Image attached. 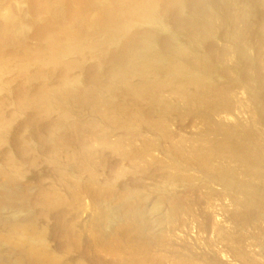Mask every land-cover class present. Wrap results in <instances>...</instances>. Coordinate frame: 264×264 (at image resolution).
I'll list each match as a JSON object with an SVG mask.
<instances>
[{
    "label": "bare ground",
    "instance_id": "obj_1",
    "mask_svg": "<svg viewBox=\"0 0 264 264\" xmlns=\"http://www.w3.org/2000/svg\"><path fill=\"white\" fill-rule=\"evenodd\" d=\"M38 1L46 19L43 31L30 25L32 16L20 10V0H0V19L5 18L0 29L6 32L0 42L22 45L33 32L26 29L36 27L39 32L34 29L30 38L48 42L52 53L44 57L46 48L32 52L29 45L30 52L20 57L8 44L3 50L5 44L3 52L15 57L9 63L0 56V80L8 66L26 77L36 63L30 83L40 84L48 73L54 80L47 87L35 82L34 91L24 89L23 104L11 94L23 105L15 107L17 114H31H25L24 125L17 123L12 140L7 131L19 117L11 114L14 107L8 114L15 118L4 117L12 102L4 104L0 95V264H84L92 257L73 260L68 253L84 246L78 238L83 231L90 241L87 255L102 256L103 264H181L180 253L168 249L177 240L175 247L204 244L199 242L207 230L200 218L204 199L224 217L213 223L214 239L242 264H264V0H77V13L68 10L67 0ZM121 38L125 46L118 45ZM220 40L232 44L222 48ZM70 53L78 60L67 61ZM90 60L95 65L84 68ZM224 64L236 65L225 69ZM233 74L240 89L231 86ZM8 85L0 82V91ZM239 92L248 108L238 100ZM24 108L32 113H23ZM232 108L249 111V117L240 112L244 118L239 113L237 119L226 118ZM207 109L231 122L215 125ZM187 114L198 120L196 135L177 127ZM161 152L163 159L156 157ZM129 173L136 183L143 181L139 189L120 184ZM218 182L220 192L212 188ZM218 198L228 199L231 208L216 205ZM58 208L63 209L56 231L59 224L51 214ZM87 213L82 227L79 218ZM49 221L67 254L55 249ZM190 226L198 229L193 243L170 237L175 228L188 234ZM70 236L78 240L73 246ZM161 245L169 252H154ZM191 262L186 264H198Z\"/></svg>",
    "mask_w": 264,
    "mask_h": 264
},
{
    "label": "rangeland",
    "instance_id": "obj_2",
    "mask_svg": "<svg viewBox=\"0 0 264 264\" xmlns=\"http://www.w3.org/2000/svg\"><path fill=\"white\" fill-rule=\"evenodd\" d=\"M42 2V1H41ZM39 3V1L38 0H20V4H22V6H20V10H22V11H24V12H26L27 13V16H32V18H29V19H27V20H29L30 21V25H31V23L33 24V26H36L38 29H40L41 28V30L43 31V30H45L46 28H47V25L45 24V16H44V14H42V12H41V10H42V8H41V4L42 3ZM66 2V0H64V3ZM70 2V3H69ZM66 5H67V8H68V10H71V9H75V8H77V9H73L71 12H75V13H77V12H79V11H76V10H78V9H80L79 7H77V5L79 4L78 2H77V0H67V2L65 3ZM70 4H71V6H70ZM75 4H76V6H75ZM69 5V6H68ZM30 6H33V8H35V9H32V7H30ZM35 6V7H34ZM79 6V5H78ZM39 8H41L40 9V11L38 10ZM29 12V14H28V12ZM38 11L40 12V13H38ZM70 12V11H69ZM32 14V15H31ZM5 18L4 17H2V19H0V21L2 22V23H4V20ZM32 26V25H31ZM31 26H30V29H29V27L26 29V33L28 34L29 32H30V30H33V32L35 31L34 29H36V27H34V29H32L31 28ZM32 26V27H33ZM38 29H36V31L35 32H39L38 31ZM1 30H3L2 28L0 29V37H4V36H2V35H4V34H6V32H4V31H1ZM1 32H2V34H1ZM32 31H31V33H33ZM34 32V33H35ZM219 32H220V30H219ZM26 33H25V36H26ZM31 33H29V34H31ZM27 35V39H29V41H30V43H32V44H29V41L27 42V41H24V43H22V45L21 44H15V46H14V48H13V45L14 44H12V47H11V44H9V43H5V42H7V41H3V43H2V41L0 42V56L2 57L3 56V59L5 58L6 59V57H8V60H10L9 61V63L11 62V60L13 59V57L12 56H14L15 57V55L16 56H22V55H20L21 53H22V51L24 52V54L26 53V54H28V52H30V49L32 48V52H34L33 51V48H34V50L36 51L40 46H42V47H44V48H46L47 50H46V54H45V56L44 57H47V56H49V55H52V53H51V51H49L48 50V47H49V44H48V42H44V43H40V42H36V40H33L32 38H30L31 36L33 37V35ZM168 34H166L165 36H167ZM29 36V37H28ZM5 38V37H4ZM32 39V40H31ZM124 41H123V40ZM122 40V41H121ZM121 40H119V42H118V45L120 46H125V43H127V42H125L126 41V39H124V38H121ZM9 42V41H8ZM35 42V44L34 45H37V47L35 48V46L33 45V43ZM121 42V43H120ZM125 42V43H124ZM219 42V44H218V46L219 47H222V48H228L229 46V44L231 45L232 43H230V41L229 42H226V41H224V40H220V41H218ZM6 44V46L4 47V45ZM7 44H8V48L9 47H11L9 50L8 49H5L6 47H7ZM38 44H42V45H38ZM46 44H47V47H46ZM18 45V46H17ZM19 45H21V46H25V45H27V47L25 46V48L27 49L26 50V52H25V50H23V47H19ZM31 46V48H30V46ZM45 45V46H44ZM118 45L117 46H113L112 48H111V50L113 51V50H116V48L118 49ZM33 46V47H32ZM4 47V48H3ZM1 48H3V50L5 49V50H8V51H10V53L11 54H15V55H11V54H9L8 53V51H4L5 52V56H4V52H3V50L1 49ZM13 48V49H12ZM16 48H17V50H16ZM19 49H21L20 51H19ZM15 51H17L18 52V54H17V52L15 53ZM28 51V52H27ZM20 53V54H19ZM50 53V54H49ZM23 54V55H24ZM49 54V55H48ZM47 55V56H46ZM78 58V56L77 55H73L72 53H70L69 55H67V61H75V60H78L77 58ZM9 58H11V59H9ZM5 61V60H4ZM92 60H90V61H87V63L85 62L84 63V65L86 66V64H87V66L86 67H84V68H88L89 69V67H91L92 66V63L95 65V62L96 61H94V62H91ZM91 62V63H90ZM88 63H90L91 64V66H88V65H90V64H88ZM34 65H36V67H37V63L36 64H34ZM226 64H224V66L223 67H225V69L227 68V69H229V68H233L236 64H233V65H229L230 67L228 68V65L227 66H225ZM12 66V65H11ZM35 66H33V68L35 69L36 68ZM13 68V67H12ZM31 69L30 68V70L31 71H29V72H26V77L29 79H27L24 75H25V73L23 74L22 72H20V71H17V69H15V68H13V69H15L17 72H20V74L22 73V75H21V79H20V81H17V82H15V80H16V78H17V80L20 78L19 76H20V74H18L16 71H14L15 72V76L16 77H14V75L13 74H9V76L11 75V78L6 74V73H14L13 72V70L11 71L10 69H9V66H8V68H7V70L5 71V75L2 77V78H4V77H6L5 78V80L4 79H2V80H0V82H4V83H7V85H8V83H9V85L7 86V90H5L4 91V93L3 92H1L0 93V95L2 96L1 98V101L3 100L4 102H7L8 100H11V102L15 105H9L8 107H6L5 108V110L7 109L8 111H4L3 113H4V117L6 116V115H8L7 116V118H11L12 117V119H14L15 117H16V114L18 113V110H20L22 107H23V105H21V104H23L22 103V97H23V92H24V89H28L27 91H26V93L28 92V91H31V90H33V88L32 87H34L35 85H33V84H35V82L37 83L39 80H35L34 81V83H30V78H29V74H32L33 73V71L36 73L37 72V70H34V69ZM8 69L10 70V71H8ZM36 69H38V67L36 68ZM224 69V68H223ZM28 73V74H27ZM34 74V73H33ZM17 75H19V76H17ZM28 75V76H27ZM51 73H48L46 76H45V78H47V80L43 77V80L41 79V81H40V84H39V82L37 83L38 85H39V87L40 86H45L46 84H47V82H48V85L49 84H53L54 83V80H51ZM12 76L14 77V78H12ZM22 76H24L25 78H23ZM232 76V77H231ZM230 77V80L232 81V80H235V82L237 81H239L240 82V80H239V78L237 77V78H234V74L233 75H231ZM236 76V75H235ZM8 77L10 78L9 80H7L8 79ZM19 77V78H18ZM13 79V80H12ZM25 79V80H24ZM27 79V80H26ZM46 81H45V80ZM14 81V82H13ZM26 81H28L27 82V84L29 83V85L28 86H30V87H27V85H26ZM12 82V83H11ZM44 82V83H43ZM53 82V83H52ZM233 82V85L231 84ZM230 84H231V86H235V87H238V88H236V89H240L239 88V86H236V85H238L239 84V82H238V84H235V82L234 81H232ZM13 83H15V85L18 87H16V86H13V87H16V89H18V92H17V90L16 89H14V88H12V85H13ZM10 84H12V85H10ZM31 84H32V86H31ZM241 84V83H240ZM38 85H36L35 87H37ZM10 87V88H9ZM27 87V88H26ZM45 87H47V85L45 86ZM235 87H232L233 89L235 88ZM32 88V89H31ZM9 89V90H8ZM21 90V92L20 93H22V95L21 94H19V91ZM36 90V89H35ZM34 91V90H33ZM9 92V93H8ZM11 96V97H9V95ZM241 92H239L238 94H240ZM11 94H14L13 96L15 97V99L16 100H19V102L21 103H19L18 101H16V102H18V103H15V101L13 100L14 98L12 97V95ZM25 94V93H24ZM8 95V96H7ZM245 95V93H241L240 94V98L239 97H237L238 98V100L239 101H242L243 102V104H244V106L246 107V108H248V106L246 105L247 103H248V105H249V101L247 100V98H246V95ZM237 96H239V95H237ZM244 97V98H243ZM247 101V103H244V101ZM0 101V102H1ZM2 101V102H3ZM14 101V102H13ZM1 102V103H2ZM3 102V103H4ZM9 103H10V101H8ZM5 104V103H4ZM16 104H18V105H16ZM20 105V106H19ZM20 108V109H16V108H18V107ZM12 107H16L15 109L13 108V109H11ZM13 111H11V110ZM235 109V108H234ZM17 110V111H16ZM22 110V109H21ZM24 111H23V113L24 112H26V111H29V110H26L25 108L23 109ZM237 110H239V108L237 109ZM237 110L235 109V110H233V108H232V111L230 112V114H229V116L231 115L232 116V114H234L233 113V111L234 112H236L231 118L228 116V117H226V118H229L230 120H232V118H233V120H234V117H235V115H237V117H238V113L240 114V112H241V114H247V113H249V111L248 112H246L245 110L244 111H241V110H239V112H237ZM9 111H10V113L12 114V115H14V112H16L15 113V117L14 116H11V114L9 115L8 113H9ZM21 112V111H20ZM29 112H31V111H29ZM207 114L206 115H209L210 117L208 118L211 122H213V120H215L214 118L216 117V123H215V125L217 124V121L221 124V123H223V121H227V120H225L226 118H224L225 117V115L226 114H215L212 110H210V109H207ZM209 112V113H208ZM245 112V113H244ZM32 113V112H31ZM25 114H28V112H26ZM25 114H23L22 115V112L21 113H19V114H17L18 115V117L19 118H15L14 120H16V121H13V123L14 122H16V123H14V124H17V123H21V124H23L24 122L26 123V120H27V118L26 117H28L27 115L25 116ZM30 114V113H29ZM28 114V115H29ZM210 114H212L213 115V117H211V115ZM240 114V115H241ZM31 115V114H30ZM29 115V116H30ZM193 115V114H192ZM245 115H243V116H245ZM248 115V114H247ZM245 116V120H246V117H249V116ZM22 116H25V117H22ZM193 116H195V115H193ZM218 116H220V118L218 119ZM221 116H223V117H221ZM242 116V115H241ZM240 116V117H241ZM242 116V117H243ZM14 117V118H13ZM190 117H192L191 116V114H187V116L185 117V119L183 120V123H181L179 126H177V127H180V128H182V130L184 131L185 129L183 128V127H185V128H187V130H186V132L185 133H187L188 134V132H190V134L189 135H196V133L198 134V132L200 131L199 130V124H197L198 122V120L196 121V117H194V118H191L190 119ZM237 117H235V119H237ZM239 117V118H240ZM6 118V117H5ZM9 118V119H10ZM221 118L223 119L222 120V122H220V120H221ZM238 118V119H239ZM244 118V117H243ZM243 118H242V120H243ZM11 119V120H12ZM25 119V120H24ZM195 119V120H194ZM218 119V120H217ZM229 119H228V121H229ZM262 119V121H263V118H261ZM4 120H8V119H4ZM19 120H20V122H19ZM193 122H192V121ZM239 120H241V119H239ZM187 121V122H186ZM227 121V122H228ZM261 121V120H260ZM261 121V122H262ZM189 122L191 123V124H189ZM224 122V124H226ZM229 122H231V121H229ZM176 123H180V122H178V121H176ZM196 124V125H195ZM213 124V123H212ZM224 124H221V125H224ZM24 125V124H23ZM182 125H184L183 127H182ZM194 125L197 127V129L196 128H194ZM217 125H219V124H217ZM14 126V127H13ZM18 126V127H17ZM192 128H191V127ZM10 127H12V128H10L9 129V131H7L9 134V138H11V140H12V136L13 135H15L17 132H16V130L18 131L19 130V128H20V124H17V125H13L12 124V126H10ZM191 129H190V128ZM16 128H18V129H16ZM173 128V129H172ZM179 128V129H180ZM10 130H11V132H10ZM173 130H176V131H173ZM197 130H199L198 132H197ZM170 131H172V133L173 134H177V129H176V126L175 125H171V129H170ZM145 132V131H144ZM11 133V134H10ZM28 133V134H27ZM27 135L29 136V132L27 131ZM217 135V134H216ZM215 135V136H216ZM11 136V137H10ZM207 136H210L209 138H211V135L209 134V135H207ZM219 136H220V134H219ZM217 137V136H216ZM262 137V136H261ZM162 142V141H161ZM252 143V142H251ZM162 145L161 146H163V142L161 143ZM248 145L250 146L251 144L250 143H248ZM165 146V145H164ZM164 149V148H163ZM164 151V150H163ZM162 151V152H163ZM264 151V150H263ZM263 151H262V153H263ZM161 152V153H162ZM161 153L159 154V153H156V157L157 158H160V159H163V155H165L164 153H162V155H161ZM160 155L162 156V157H160ZM263 155H264V153H263ZM156 158V159H157ZM114 159H116V158H114ZM160 159H158V160H160ZM115 160H113V159H111V164H112V166L115 164H113V162H114ZM51 162V161H50ZM52 168V167H51ZM113 168V167H112ZM114 169H115V167H114ZM200 170V169H199ZM199 174L204 178V174H202V173H200L199 172ZM131 177H132V175L129 173L128 175H126L123 179H122V181H121V185L122 186H124V187H126V188H128V189H131V190H136V189H139L142 185V183H143V181H142V183L140 182V184L139 183H136L135 182V179H134V177L131 179ZM38 179H39V177H37ZM41 179V178H40ZM39 179V182H42V180H44L45 182L44 183H46V186L48 185V180L47 179H42V180H40ZM129 179V180H128ZM133 181V182H135V183H133L132 182V184L130 183L131 181ZM129 181V183H127ZM127 184H126V183ZM139 182V181H138ZM148 182V181H147ZM209 182V181H208ZM43 183V184H44ZM42 184V183H41ZM42 184V185H43ZM135 184V185H134ZM125 185H127V186H125ZM138 186L137 188L136 187H134V186ZM212 188H214L213 190H215L216 192H220V191H222V188H223V186L218 182V183H212ZM45 186V185H44ZM131 186H133V187H131ZM221 186H222V188H221ZM216 188V189H215ZM118 189V188H117ZM178 191H181V190H178ZM180 194H183V196H185V195H187V193L185 192V191H183V192H181ZM221 198V197H220ZM220 198H218V200H216L217 202V204L216 205H218V206H220V207H223V208H226V207H228V208H231L230 207V204H229V202H228V199H225V198H222V199H220ZM202 199V198H201ZM201 199H199L200 201H201ZM203 200V199H202ZM207 199H204V201H201L200 203H199V206H200V208H202V215L203 216H200V218L202 217L203 219H201V220H203V222H206L205 223V225H206V229H204V232H205V230H206V233H205V235L203 234L202 235V237L203 238H201V239H203V240H199V242H204V244L203 243H198L201 247H199V245L197 244L196 246H195V249H194V247H193V249H191V247L190 248H188V247H182L184 244H180L181 246H177L178 247V249H177V247H175L174 246V244L175 245H177V242H178V240L176 241V242H174L173 240H175V238L178 236H181V238L179 237H177L178 239H179V241L180 242H182V241H184L185 243H189V242H192L193 243V240L195 239V237H196V232H197V230L198 229H196L195 227H193V226H190V227H188L189 229H191L190 231H188L189 233L187 234V232L185 233V231L186 230H182L181 228H179L181 231L179 232L176 228L175 229H173V233H174V230H176L177 232L175 233L176 235L174 236V234L173 233H170V229L168 230L169 231V235L170 234H173V235H170V237H172L173 236V240L169 237V239H171L170 240V243H169V245L172 243L173 244V242H174V244H173V247H172V245H170L171 246V248H173L172 250H174V247H175V249H177L176 251H172L171 249H168L169 251H171V252H174V254H175V256L177 255V256H179V253H180V256L178 257V258H184L183 260H182V263H183V261H188V260H190V262L192 261V259H193V263H195V262H197L198 264L200 263V264H204L205 262V264H242L237 258H235L233 255H231L230 254V250L228 249V248H226L225 246H223L222 244H220V243H218V241H217V239L215 240L214 239V235H212L211 234V230H212V227L215 225L216 226V224L217 223H222V221H223V216H222V214L220 213V212H216V211H214V210H212V207H211V205H210V203L208 202V201H206ZM219 200H221V201H219ZM88 201V200H87ZM85 202V204H88L86 201H84ZM208 202V203H207ZM206 203H207V205H206ZM226 203V204H225ZM60 209H63V208H58L57 210H56V213H54V214H56V216H54V214H51V216H52V218H51V220L53 221V222H56L57 224L56 225H58L57 227H59V228H57V230L56 231H59L60 230V227H61V220L60 219H58V216H59V214H58V212L60 211ZM65 210V209H64ZM211 213V214H210ZM208 214L210 215V216H208ZM90 215H91V213L89 214V213H87V214H85V215H83V217H81V218H79V225H82V227H84L83 226V224H86L87 223V220L89 219L88 217H90ZM213 215V216H212ZM218 215V216H217ZM220 215V216H219ZM205 216V217H204ZM222 217V218H221ZM49 218V219H50ZM66 218L67 219H69L70 218V216H68V214L66 215ZM84 218V219H83ZM88 218V219H87ZM205 218H206V220H205ZM211 218V219H210ZM264 218V217H263ZM87 219V220H86ZM222 219V221H220ZM84 220V221H83ZM219 221V222H218ZM261 221H263L264 222V219L263 220H261ZM51 224H49L50 225V228H52V224H54L53 225V228L55 229V223H52L51 221H49ZM208 222V223H207ZM217 222V223H216ZM263 222H261V224L263 225V227H264V223ZM176 223V222H175ZM213 223H216V224H213ZM176 224H178V223H176ZM209 224V225H208ZM192 227V228H191ZM53 228H52V230H53ZM187 228V229H188ZM157 229H160L159 227L157 228ZM193 229V230H192ZM196 229V230H195ZM76 231V230H75ZM53 232L54 233H51L52 235V237L54 236V234H55V230H53ZM72 232V231H71ZM182 232H183V234H182ZM203 232V233H204ZM210 232V233H209ZM76 233H78L77 231H76ZM178 233V234H177ZM213 233V232H212ZM195 234V235H194ZM71 235H73V233L71 234ZM78 235V234H77ZM185 235V236H184ZM87 234H86V232L85 231H83L82 233H79V235H78V238H79V241L80 242H82L83 244L82 245H84V246H81L80 248H78L79 249V251L75 248V247H73V249L72 250H70V252H68L67 250H65V249H63V248H60V244H59V240H58V238H57V242H56V236L55 237H51L52 239H53V245H55V249H57V252L58 251H60V253L61 254H63L62 253V251L65 253V254H67L66 253V251L68 252V253H70V258L71 259H73V260H80V259H82V258H85V259H88V256H90V257H92V258H89L88 260H87V262H84V264H94V262L96 261L97 262V264H103L104 263V261H103V257L102 256H100L99 258L97 257V256H95V255H87L88 253H86V251L87 250H85V249H87L86 248V244H88L89 245V247H90V241L88 240V239H86L87 237ZM70 237H73V236H70ZM184 237H186L185 239L186 240H189V239H191L189 242L187 241L186 242V240L184 239ZM183 238V239H182ZM70 239H72V238H70ZM69 239V240H70ZM181 239V240H180ZM207 241H206V240ZM85 240V241H84ZM72 243V246L78 241V240H75V237H73V239L72 240H70ZM86 241H87V243H86ZM206 241V242H205ZM211 241V242H210ZM57 243V245H59V246H57L56 245V243ZM184 242H182V243H184ZM208 242H210L211 244H212V246L210 245V248L208 247V244H210V243H208ZM86 243V244H85ZM192 243H190V244H192ZM190 244H188V245H190ZM206 244V245H205ZM86 245V246H85ZM178 245H179V242H178ZM216 245V246H215ZM167 246L168 245H161V246H158L157 247V249L154 251V252H156L157 254H161V253H163L164 252V250H165V253H167ZM57 247V248H56ZM82 247H83V249H82ZM179 247H181V248H185L184 250H182V252L180 251L181 249L179 248ZM169 248V247H168ZM187 248V249H186ZM209 248V249H208ZM180 249V250H179ZM188 249H190L191 251H189ZM208 249V250H207ZM65 250V251H64ZM162 250H163V252H162ZM197 252L196 253V255H195V253L193 252ZM210 250V251H209ZM168 251V252H169ZM184 251H186V252H184ZM82 252H83V254H86L87 256H83V254H82ZM171 252H170V254H171ZM176 252H178V253H176ZM184 252V253H183ZM204 252H205V254H204ZM227 252V253H226ZM80 253H81V256H79L80 255ZM183 253V254H182ZM194 255H193V254ZM199 253V254H198ZM201 253V254H200ZM169 254V253H168ZM169 254V255H170ZM192 254V255H191ZM206 254H207V256H208V259H206L207 258V256H206ZM211 254H213V255H215L216 257H215V260H212L211 259V257L209 256V255H211ZM172 256H174L173 255V253L171 254ZM189 255L190 256H193V258L192 257H189ZM197 255H199V256H197ZM206 256V258H204V257H202V256ZM223 255V256H222ZM228 255V256H227ZM256 255H258V253L256 254ZM171 256V257H172ZM174 256V257H175ZM185 256V257H184ZM196 256L198 257V259L196 258ZM232 256V257H231ZM80 257V258H79ZM87 257V258H86ZM173 257V258H174ZM201 257L203 258V259H205V261H203V259H201ZM222 257V258H221ZM75 258V259H74ZM100 258H102V259H100ZM187 258H192V259H187ZM195 258V259H194ZM93 259H95V261L93 260ZM100 259V260H99ZM237 259V260H236ZM92 260H93V262H92ZM264 260V259H263ZM103 261V262H102ZM187 261L185 262V264L187 263ZM202 261V262H201ZM212 261V262H211ZM96 262H95V264H96ZM99 262V263H98ZM106 262V261H105ZM191 262V263H192ZM207 262H209V263H207ZM181 263V264H182Z\"/></svg>",
    "mask_w": 264,
    "mask_h": 264
}]
</instances>
